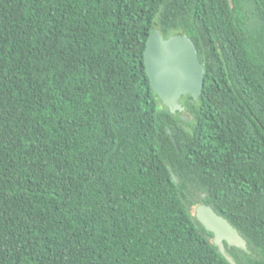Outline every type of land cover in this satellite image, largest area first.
Here are the masks:
<instances>
[{
	"label": "trees",
	"instance_id": "1",
	"mask_svg": "<svg viewBox=\"0 0 264 264\" xmlns=\"http://www.w3.org/2000/svg\"><path fill=\"white\" fill-rule=\"evenodd\" d=\"M155 29L197 47L189 119L150 84ZM200 203L264 264V0H0V264H231Z\"/></svg>",
	"mask_w": 264,
	"mask_h": 264
},
{
	"label": "water",
	"instance_id": "2",
	"mask_svg": "<svg viewBox=\"0 0 264 264\" xmlns=\"http://www.w3.org/2000/svg\"><path fill=\"white\" fill-rule=\"evenodd\" d=\"M144 58L152 88L171 112L183 113V96L196 100L202 95L205 69L195 43L186 34H173L165 38L159 29H155L148 36ZM182 116L185 119L190 118L188 113H183ZM170 171L177 182L178 177L171 167ZM195 215L206 230L212 233L208 237L231 264L237 262L228 253L226 244L249 251L247 239L228 218L211 205L198 204Z\"/></svg>",
	"mask_w": 264,
	"mask_h": 264
},
{
	"label": "rangeland",
	"instance_id": "3",
	"mask_svg": "<svg viewBox=\"0 0 264 264\" xmlns=\"http://www.w3.org/2000/svg\"><path fill=\"white\" fill-rule=\"evenodd\" d=\"M197 206V204H194L192 206H190V210L191 212L194 214L195 213V207Z\"/></svg>",
	"mask_w": 264,
	"mask_h": 264
}]
</instances>
